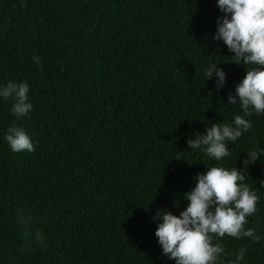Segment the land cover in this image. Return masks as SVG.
Listing matches in <instances>:
<instances>
[{"label": "trees", "instance_id": "16d2710c", "mask_svg": "<svg viewBox=\"0 0 264 264\" xmlns=\"http://www.w3.org/2000/svg\"><path fill=\"white\" fill-rule=\"evenodd\" d=\"M223 15L217 0H0V86L27 81L33 104L17 121L0 97V264H175L155 237L157 210L179 216L198 173L240 169L264 148V114L223 161L187 144L241 111L228 95L245 68L213 39ZM212 63L226 73L219 91ZM13 123L34 152H11ZM247 175L260 201L246 227L260 239L225 243L247 249L241 264H264V155ZM20 207L46 248L22 249Z\"/></svg>", "mask_w": 264, "mask_h": 264}, {"label": "clouds", "instance_id": "9594fccd", "mask_svg": "<svg viewBox=\"0 0 264 264\" xmlns=\"http://www.w3.org/2000/svg\"><path fill=\"white\" fill-rule=\"evenodd\" d=\"M217 7L224 14L217 20L216 41H223L230 53V63L243 65L245 76L228 95V104L240 107V114L231 123L212 124L205 134H194L187 141L189 148L200 151L209 160L223 161L231 156L229 142L235 144L252 127L250 117L264 114V0H217ZM35 64L43 71L40 58L33 56ZM212 63L205 71L207 80L213 79L217 91L226 83V73ZM27 81L7 82L0 86V97L12 100L11 113L20 120L33 110L29 102ZM11 152H34L35 146L23 127L16 123L5 132ZM264 148L249 151L243 167H225L220 164L207 167L205 173L195 177V187L184 194L187 207L179 216L169 211L157 210L155 237L162 253L175 264H241L247 249L228 251L227 239L251 238L258 242L254 229L247 228L249 218L258 211L260 197L247 181L250 164H255ZM15 224L22 249L32 246L46 248V236L37 228L31 210L20 207ZM231 257H235L231 259Z\"/></svg>", "mask_w": 264, "mask_h": 264}]
</instances>
